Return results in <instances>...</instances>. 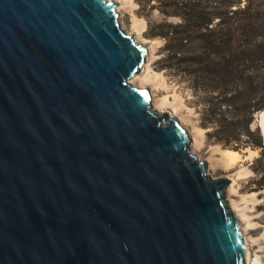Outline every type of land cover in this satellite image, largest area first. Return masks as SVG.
Returning a JSON list of instances; mask_svg holds the SVG:
<instances>
[{"label": "water", "instance_id": "obj_1", "mask_svg": "<svg viewBox=\"0 0 264 264\" xmlns=\"http://www.w3.org/2000/svg\"><path fill=\"white\" fill-rule=\"evenodd\" d=\"M116 6L0 0V264H246L229 178L129 82L148 48Z\"/></svg>", "mask_w": 264, "mask_h": 264}, {"label": "trees", "instance_id": "obj_2", "mask_svg": "<svg viewBox=\"0 0 264 264\" xmlns=\"http://www.w3.org/2000/svg\"><path fill=\"white\" fill-rule=\"evenodd\" d=\"M151 1V0H146ZM165 16H177L176 23L163 21L150 32L166 39L167 59L177 64L200 66L207 80L204 124L222 145L234 149L260 146L258 131L250 130L252 114L264 106V11L254 0L241 7L239 0H157ZM234 3H237L234 8ZM254 5V6H253ZM199 44L185 57L183 47ZM174 64V63H173ZM255 70V74L245 73ZM196 79L195 86H198ZM245 134L246 137L241 136ZM256 183L264 189V150L255 158Z\"/></svg>", "mask_w": 264, "mask_h": 264}, {"label": "rangeland", "instance_id": "obj_3", "mask_svg": "<svg viewBox=\"0 0 264 264\" xmlns=\"http://www.w3.org/2000/svg\"><path fill=\"white\" fill-rule=\"evenodd\" d=\"M115 1L119 4L118 0ZM246 2L248 0H239V5L242 7ZM254 2L256 6L258 5L256 9L260 13L263 12L264 0H254ZM236 4L234 3L232 7L237 6ZM161 9L160 2L157 0H126L125 2L122 0V8L118 12L121 16L120 25L124 31L132 33L134 38L137 34L143 37L145 40L143 44L150 51L148 72L153 75V79L146 86L149 88L151 97L154 100L167 99L169 102L165 110L167 113L172 105L179 107V114L176 113L175 117L179 118L180 115L184 118L182 123L180 120L179 122L186 128L190 138L193 133L198 137L199 141L196 142L193 152L198 159L206 161L209 175L230 176L234 179L233 190L226 192L225 198L235 213L237 212L238 215L243 213L242 216L239 215L240 218L238 217L242 232L244 231L243 236L248 239L251 254L256 255L264 264V189L258 187L256 179L259 175L253 169L254 160L260 155L261 148L246 145L234 149L222 145L214 136L208 135L213 127L211 124L205 125L203 119L204 103L210 94L206 92V89L217 82L207 80V75L201 72L200 66L196 64H188L187 61L177 64L175 60L167 59L168 50L164 48L166 39L160 35L151 36L150 32L157 29L156 25L163 21L176 23L180 19L177 16H165ZM198 49H200L199 44H187L183 47L185 57ZM250 71L252 74L256 73L250 68L245 73L251 74ZM196 79L199 81L198 86H195ZM137 83L134 81L131 84ZM249 128L257 131L250 127V123ZM241 136L246 137L245 134ZM224 148L238 151L241 154L240 159L226 165L222 151ZM250 150L254 152L251 153Z\"/></svg>", "mask_w": 264, "mask_h": 264}, {"label": "bare ground", "instance_id": "obj_4", "mask_svg": "<svg viewBox=\"0 0 264 264\" xmlns=\"http://www.w3.org/2000/svg\"><path fill=\"white\" fill-rule=\"evenodd\" d=\"M120 1H121V3H120ZM125 1L126 0H123V2H125ZM118 3L119 4H117L116 10L118 12H120V9L122 8V0H118ZM120 18H121V16L119 15V21H120ZM134 39H136L137 41L139 40V42H141V43H144L145 42L144 38L141 37L139 34H137V36ZM149 55H150V51H148V53H147V58H146L145 63L143 64V67H142L141 72L139 74L133 75V77H131L129 79V82L130 83H134V81H137L138 83L135 84V85H137L139 87H144L150 81H152L153 75L152 74H149V72H148V69H149V67H148ZM168 103H169L168 100L165 99V98H162L160 100H154L152 98V106L155 109H157L159 112H164L166 110V108H168ZM178 108H179L178 106L172 105L171 110H169L170 115L175 116V114L178 113V110H179ZM183 119L184 118L179 115L178 120H180L181 123H182V120ZM261 129H262V132L264 134V116L262 117V121H261ZM199 134H200V131H199ZM197 141H199L198 140V137L196 136V134L193 133L192 134V137L190 138V148H191V152L192 153H194L193 152V149L196 147V142ZM222 151H223V156L225 158L226 165L233 164L234 162H236L237 160L240 159V155L241 154L238 151H236V150L224 148V149H222ZM250 152L253 153L254 151L253 150H250ZM227 177L230 180L229 181L230 183L228 184V188H227V193H229L231 190H233L234 179L232 177H230V176H227ZM232 210L234 211L233 208H232ZM235 214L237 215V217H239V215L242 216L243 213L238 215V213L236 212ZM244 242H245V247H246V255H245L246 256V264H262V262L260 261V259L257 258L256 255L253 256L251 254L250 249H249V242H248V239L246 237L244 238Z\"/></svg>", "mask_w": 264, "mask_h": 264}]
</instances>
